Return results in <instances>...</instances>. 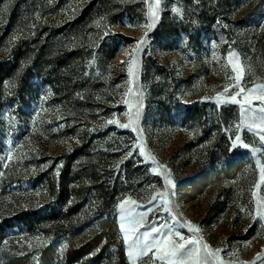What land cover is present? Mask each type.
<instances>
[{"label": "rangeland", "instance_id": "rangeland-1", "mask_svg": "<svg viewBox=\"0 0 264 264\" xmlns=\"http://www.w3.org/2000/svg\"><path fill=\"white\" fill-rule=\"evenodd\" d=\"M154 2L0 0V64L16 61L0 77V264H133L121 223L140 215V233L219 250L209 264H264V140L247 127L264 103L242 116L229 99L230 57L238 100L264 85V0H160L153 21Z\"/></svg>", "mask_w": 264, "mask_h": 264}, {"label": "snow or ice", "instance_id": "snow-or-ice-1", "mask_svg": "<svg viewBox=\"0 0 264 264\" xmlns=\"http://www.w3.org/2000/svg\"><path fill=\"white\" fill-rule=\"evenodd\" d=\"M160 6V0H155V2L150 5L149 9V15L152 18L153 21L155 19H158V8ZM174 11H176L174 9ZM149 28L153 26L152 23H149L147 25ZM146 35V34H145ZM145 41L141 40L137 44V48L134 50V53L132 54V57L130 61L128 62V72L130 76L136 75V71L138 70V64L136 61L135 53L139 52L140 45L143 44ZM235 60L236 62H233ZM123 63V62H122ZM229 64L232 67V71L236 73L234 79L236 80L235 87H239V92H237L235 95H231L229 99L231 102L239 103L241 105V112L242 116L245 114V105L248 106V110H251V105L253 103L252 99H250V96L253 94L256 95V99L264 103V85L258 86L255 89L247 90L248 95L244 96L243 100H238V97L245 93V89L243 87H240V81L243 78L244 69L240 66L238 57H230L229 58ZM230 89L229 87H225L222 93H218L216 97L217 104H223L227 102L225 100L226 95L229 93ZM129 93L132 94V90L129 89ZM142 95V93H140ZM125 103H129V107L131 108L132 105L128 100L125 101ZM260 113H264V106L259 108ZM138 115V114H137ZM134 117L130 113L129 114V124L120 125L122 128H128L131 127L134 123ZM107 123L109 124H115L117 123L116 120H109ZM245 124V120H241V125ZM247 127L249 130H253L254 128L258 131L260 135L261 140H264V120H261L258 123H247ZM240 141V137H236V142ZM235 144V142H234ZM247 147V145H244ZM139 151L141 155L145 154V149L143 146H139ZM256 150H253V155H255ZM132 153H129L131 155ZM154 159V158H153ZM259 161H257V164L259 165ZM160 167H163L161 165ZM153 171H156V169H153ZM261 178L264 179V166L261 167ZM168 184H172L171 180H168ZM174 186V185H173ZM162 197H165V194L161 193L159 194ZM156 197L153 196L152 200H155ZM129 203H135L134 201H129ZM151 203V201H149ZM163 207L165 211H170V200H168L166 197L163 198ZM122 212H123V205L121 206ZM151 211V209H149ZM122 221L124 220V216L122 214L121 216ZM143 220L144 215H140L139 218L133 217L132 218V226L129 231L125 230L124 223H121V231L125 232L124 235V242L126 245L129 246V258L134 261L137 256L140 255H148L149 253H152V259L156 260L159 259L161 261H165L166 264H209L208 257L213 256L215 259H219L218 255L216 253L219 252V250H216V253H213L207 244H200L199 239H193L191 237L185 238L183 235H181L179 232L173 233L172 229H169L168 233L160 236L159 233L161 232V229L164 226H161V228H157L153 226L150 230L144 231L143 233L139 232V229L143 227ZM188 227L190 231H198V228L188 224ZM157 234L156 236H153L152 234ZM173 236H176L179 238L180 241H183L182 243H177ZM129 241H132L129 244ZM31 246V245H30ZM191 246V247H190ZM155 250V251H153ZM159 253V255H157ZM201 253L206 254L203 258L201 256Z\"/></svg>", "mask_w": 264, "mask_h": 264}, {"label": "trees", "instance_id": "trees-1", "mask_svg": "<svg viewBox=\"0 0 264 264\" xmlns=\"http://www.w3.org/2000/svg\"><path fill=\"white\" fill-rule=\"evenodd\" d=\"M16 63V61L14 62H6V63H2V66L0 64V77H5L7 75H9V73L12 71L13 69V65ZM237 151L233 150L230 153L228 152L227 149H225L223 151V156H224V160L222 161V167L224 170L231 168L230 166V161L235 157ZM62 190L66 188V186L64 184L61 185Z\"/></svg>", "mask_w": 264, "mask_h": 264}]
</instances>
